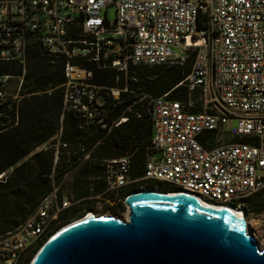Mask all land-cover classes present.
Here are the masks:
<instances>
[{"label":"built area","instance_id":"obj_1","mask_svg":"<svg viewBox=\"0 0 264 264\" xmlns=\"http://www.w3.org/2000/svg\"><path fill=\"white\" fill-rule=\"evenodd\" d=\"M31 43L64 61L62 113L102 128L105 106L120 90L93 84L92 71L75 61L126 74L128 66L181 65L193 53L190 71L176 86L186 88L185 100H170L168 92L149 103L151 154L142 175L131 178L129 156L109 159L101 177L105 189L96 198L163 183L238 209L249 229L264 231V209L250 211L245 203L264 193V0H0V62L20 64L24 75ZM83 201L71 190L54 189L0 236V264H28L53 235L58 214Z\"/></svg>","mask_w":264,"mask_h":264},{"label":"trees","instance_id":"obj_2","mask_svg":"<svg viewBox=\"0 0 264 264\" xmlns=\"http://www.w3.org/2000/svg\"><path fill=\"white\" fill-rule=\"evenodd\" d=\"M191 55L192 60L181 65L128 66L126 74L75 61L92 71L93 84L120 90L118 100L109 99L105 106L104 128L62 113V59L45 55L36 43H31L26 50L24 75L20 64L0 62V236L19 226L54 189L60 192L63 177L87 154L89 161L81 167L82 176L103 174V165L92 159L129 156L130 176L139 178L146 156L151 154L147 149L151 138L149 103L168 92L170 100H185L186 88L176 86L190 71ZM14 78L18 82L11 91L8 83ZM121 117L127 121L113 127ZM56 151L58 162L54 165ZM138 186L131 185L135 190ZM144 187L155 188L151 182ZM176 190L166 188L161 192ZM251 197L245 200L246 209L261 211V204ZM63 212L58 214V224L52 232L62 225Z\"/></svg>","mask_w":264,"mask_h":264},{"label":"water","instance_id":"obj_3","mask_svg":"<svg viewBox=\"0 0 264 264\" xmlns=\"http://www.w3.org/2000/svg\"><path fill=\"white\" fill-rule=\"evenodd\" d=\"M170 193H129L126 220L89 216L70 223L30 264H264V247L245 220Z\"/></svg>","mask_w":264,"mask_h":264},{"label":"rangeland","instance_id":"obj_4","mask_svg":"<svg viewBox=\"0 0 264 264\" xmlns=\"http://www.w3.org/2000/svg\"><path fill=\"white\" fill-rule=\"evenodd\" d=\"M198 1H200V0H198ZM106 14H107L108 21H110V22L113 21L115 18V8L113 6L108 7ZM102 15L104 16V13ZM181 56H183V55H181ZM190 60H192L191 54H189L186 58H184L183 63H185L186 61H190ZM176 64L177 63L172 62V63H169L168 66L176 65ZM148 75H152V73H148ZM17 82H18L17 79H15V78L11 79L10 82L8 83V85H9L8 89L13 91ZM55 147L57 149V147H58L57 142L55 143ZM87 156L89 157V155L87 154L85 157L79 159L78 160V166L76 168H74L72 171H70L69 173H67L63 177V179L59 185V191L60 192L70 191L71 185H74L73 189L71 190L72 197L74 200H84V201H90L91 200V201H99V203H102L98 198H95V197L99 196L105 189L102 184H99V183H101L102 173H100L97 176H88V177L81 175V167H82L83 163L86 161H89V158ZM92 161H97L98 163H100L99 165H103L107 161V159H105L101 156V157H98L96 159H92ZM153 185L155 186L156 191L159 193H162L161 191L163 189H166V188H164L163 183H154ZM94 186L96 188L98 187L97 190H96V188H94V190H93ZM127 187L131 188V186H127ZM252 197H255L254 199H256V202L260 203L261 208L264 209V207L262 205L263 200H264V193L259 192L258 194H255ZM90 204L92 206H94L93 202ZM110 214L112 216L116 217L117 219H120V220H124L128 217V211L125 207L120 208L118 211L111 212ZM259 219L251 222V225L253 227L260 225L261 222H258ZM67 225H69V224H67ZM67 225L64 224V225L59 226L53 234H55L57 231H59L60 229H62L63 227H65ZM257 244H258V246L260 245V248L264 247V241H262L261 239L258 240ZM41 246H38L37 248H35L33 250V252L31 253L28 264H30L31 260L33 259V257L35 256V254L37 253V251L39 250V248Z\"/></svg>","mask_w":264,"mask_h":264},{"label":"flooded vegetation","instance_id":"obj_5","mask_svg":"<svg viewBox=\"0 0 264 264\" xmlns=\"http://www.w3.org/2000/svg\"><path fill=\"white\" fill-rule=\"evenodd\" d=\"M138 190L139 189L137 190L132 189V187L131 188L125 187L119 190L116 194L108 195L105 199L99 198V200L102 203H99L98 201L90 200V201H83L82 203L77 204V205H73L67 210H65V212H63L62 225L64 224L67 225V224H70L76 221L83 220L86 218V216L89 217L90 215L94 217L102 216L104 218H116L112 216L110 213L114 211H118L122 207L126 208L125 203H124L125 197L129 193L136 192ZM92 202L94 203V206L90 204ZM250 231L257 243L259 239L264 241V231L263 230L261 231L258 230V232H256L255 229L250 228Z\"/></svg>","mask_w":264,"mask_h":264},{"label":"bare ground","instance_id":"obj_6","mask_svg":"<svg viewBox=\"0 0 264 264\" xmlns=\"http://www.w3.org/2000/svg\"><path fill=\"white\" fill-rule=\"evenodd\" d=\"M170 194L175 195L176 192H174V193H170ZM195 199H196L201 205H203L204 207H206V208H208V209H213V210H214V209H221V210H223V211H226V212L230 213L231 215H233L234 217H236V218H238V219H243V220H245V216H244L243 212L240 211V210H238V209H234V208L229 207V206H226V205L209 204V203H205V202H203V201H201V200H199V199H197V198H195ZM90 216H92V215H90ZM86 218H87V216H86ZM259 247H260V245H259Z\"/></svg>","mask_w":264,"mask_h":264},{"label":"crops","instance_id":"obj_7","mask_svg":"<svg viewBox=\"0 0 264 264\" xmlns=\"http://www.w3.org/2000/svg\"><path fill=\"white\" fill-rule=\"evenodd\" d=\"M74 185H71V189H73Z\"/></svg>","mask_w":264,"mask_h":264}]
</instances>
